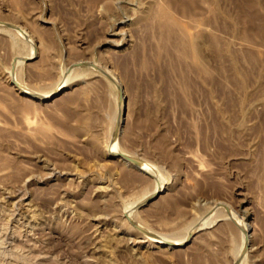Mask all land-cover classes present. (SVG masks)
<instances>
[{
    "label": "rangeland",
    "instance_id": "rangeland-1",
    "mask_svg": "<svg viewBox=\"0 0 264 264\" xmlns=\"http://www.w3.org/2000/svg\"><path fill=\"white\" fill-rule=\"evenodd\" d=\"M0 264H264V0H0Z\"/></svg>",
    "mask_w": 264,
    "mask_h": 264
},
{
    "label": "bare ground",
    "instance_id": "bare-ground-1",
    "mask_svg": "<svg viewBox=\"0 0 264 264\" xmlns=\"http://www.w3.org/2000/svg\"><path fill=\"white\" fill-rule=\"evenodd\" d=\"M169 17V16H168ZM197 47V46H196ZM19 87L20 89L23 91V92H26L28 94H33V91L27 87H25L24 85H20L19 84ZM61 89V86H59L55 92H58L59 90ZM141 168L144 169V170H147V166H145L144 164H141ZM159 189H161V186L158 185ZM150 238L156 242H160V240H162L161 236H157V235H151ZM186 243V240L184 239H181V240H168L167 241V244H171V245H180V244H185Z\"/></svg>",
    "mask_w": 264,
    "mask_h": 264
},
{
    "label": "water",
    "instance_id": "water-1",
    "mask_svg": "<svg viewBox=\"0 0 264 264\" xmlns=\"http://www.w3.org/2000/svg\"><path fill=\"white\" fill-rule=\"evenodd\" d=\"M29 95H30V94H29ZM30 96L35 97V98H40V97L37 96V95H30ZM120 156H121L124 160L133 163L136 167H138L139 169L143 170V169L141 168V164H142V163H141L139 160H137V159H135V158H132V157H130V156H127V155H123V154H120Z\"/></svg>",
    "mask_w": 264,
    "mask_h": 264
}]
</instances>
